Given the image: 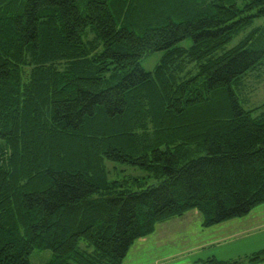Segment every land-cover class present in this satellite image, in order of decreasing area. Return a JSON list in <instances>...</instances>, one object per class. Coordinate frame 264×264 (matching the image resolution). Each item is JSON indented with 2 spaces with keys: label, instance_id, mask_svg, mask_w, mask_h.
Returning <instances> with one entry per match:
<instances>
[{
  "label": "trees",
  "instance_id": "obj_1",
  "mask_svg": "<svg viewBox=\"0 0 264 264\" xmlns=\"http://www.w3.org/2000/svg\"><path fill=\"white\" fill-rule=\"evenodd\" d=\"M263 61L264 0H0V264H122L167 220L263 205L264 103L232 88ZM242 262L264 248L199 263Z\"/></svg>",
  "mask_w": 264,
  "mask_h": 264
},
{
  "label": "rangeland",
  "instance_id": "obj_2",
  "mask_svg": "<svg viewBox=\"0 0 264 264\" xmlns=\"http://www.w3.org/2000/svg\"><path fill=\"white\" fill-rule=\"evenodd\" d=\"M243 33L234 37L226 46L236 45ZM191 39L187 38L176 46L188 48ZM164 51L152 52L139 61L140 67L152 72L163 56ZM238 102L244 109H252L264 103V61L250 71L238 84L232 85ZM3 145L0 141V147ZM109 180L140 179L153 183L148 174L127 164L106 162ZM235 235L227 238L219 246L214 243L221 227ZM219 230V231H217ZM222 236V233L219 234ZM212 241V242H211ZM211 243V244H208ZM208 244V245H205ZM85 242L80 243L84 247ZM202 245V246H201ZM264 247V204L256 207L248 216L230 220L210 228L202 227V217L197 211L187 212L180 218H172L156 226L155 231L134 241L122 264H201L208 258H243ZM49 250H34L30 254V264H47L51 259ZM175 259V260H174Z\"/></svg>",
  "mask_w": 264,
  "mask_h": 264
},
{
  "label": "crops",
  "instance_id": "obj_3",
  "mask_svg": "<svg viewBox=\"0 0 264 264\" xmlns=\"http://www.w3.org/2000/svg\"><path fill=\"white\" fill-rule=\"evenodd\" d=\"M248 216V215H247ZM219 226H221V224H219ZM219 231V230H217ZM222 233V236H219V234ZM235 235H240V233H237V234H232L231 231H228L227 230V227L224 226V227H221V230L220 232L214 236L212 239H214V243H216V245H220L222 244L227 238H230V239H234ZM212 242V241H211ZM208 244H211V243H208ZM208 244H205V245H208ZM202 246V245H201ZM264 248V247H263ZM262 249V248H261ZM215 259L219 260V259H222V258H217L216 256H214ZM175 260V259H174ZM227 260H234V258H225V260H221V261H227ZM239 264H250V263H245V262H242V263H239ZM254 264H264V262H261V263H254Z\"/></svg>",
  "mask_w": 264,
  "mask_h": 264
}]
</instances>
